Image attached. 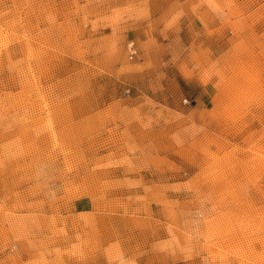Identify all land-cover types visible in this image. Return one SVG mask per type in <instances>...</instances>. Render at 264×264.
I'll use <instances>...</instances> for the list:
<instances>
[{
    "label": "rangeland",
    "instance_id": "1",
    "mask_svg": "<svg viewBox=\"0 0 264 264\" xmlns=\"http://www.w3.org/2000/svg\"><path fill=\"white\" fill-rule=\"evenodd\" d=\"M0 264H264V0H0Z\"/></svg>",
    "mask_w": 264,
    "mask_h": 264
}]
</instances>
